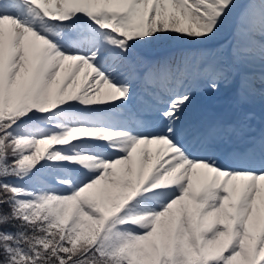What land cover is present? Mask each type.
I'll return each mask as SVG.
<instances>
[{"label": "snow or ice", "instance_id": "snow-or-ice-1", "mask_svg": "<svg viewBox=\"0 0 264 264\" xmlns=\"http://www.w3.org/2000/svg\"><path fill=\"white\" fill-rule=\"evenodd\" d=\"M0 264H264V0H0Z\"/></svg>", "mask_w": 264, "mask_h": 264}, {"label": "rangeland", "instance_id": "rangeland-1", "mask_svg": "<svg viewBox=\"0 0 264 264\" xmlns=\"http://www.w3.org/2000/svg\"><path fill=\"white\" fill-rule=\"evenodd\" d=\"M207 101L201 97L198 101L197 104L194 106V111H199L202 107L206 105Z\"/></svg>", "mask_w": 264, "mask_h": 264}]
</instances>
